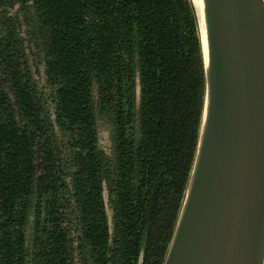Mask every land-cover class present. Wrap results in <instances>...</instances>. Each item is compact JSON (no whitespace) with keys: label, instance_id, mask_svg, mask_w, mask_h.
Segmentation results:
<instances>
[{"label":"trees","instance_id":"obj_1","mask_svg":"<svg viewBox=\"0 0 264 264\" xmlns=\"http://www.w3.org/2000/svg\"><path fill=\"white\" fill-rule=\"evenodd\" d=\"M202 97L189 0H0V264H161Z\"/></svg>","mask_w":264,"mask_h":264},{"label":"water","instance_id":"obj_2","mask_svg":"<svg viewBox=\"0 0 264 264\" xmlns=\"http://www.w3.org/2000/svg\"><path fill=\"white\" fill-rule=\"evenodd\" d=\"M189 1L203 97L192 163L161 264H264V0ZM48 109L52 118L53 106ZM105 193L103 184L104 209Z\"/></svg>","mask_w":264,"mask_h":264},{"label":"rangeland","instance_id":"obj_3","mask_svg":"<svg viewBox=\"0 0 264 264\" xmlns=\"http://www.w3.org/2000/svg\"><path fill=\"white\" fill-rule=\"evenodd\" d=\"M16 8V6H13L8 9L9 12H13V10ZM19 21V32L21 36L23 37V45L25 48V53L27 55V62L29 65V68L31 70L33 79L35 80L36 84L39 88H42V91L45 92V94L48 92L47 87L43 81V71H42V59H41V49L40 46L33 45L32 42H26V37L28 35L25 32L26 23L23 18L18 19ZM48 103H50V99H47ZM109 123L108 120L105 117H98L97 118V142H98V148L102 150L105 154L109 151ZM105 198V209L107 212L110 210V204L107 200V194H104Z\"/></svg>","mask_w":264,"mask_h":264},{"label":"flooded vegetation","instance_id":"obj_4","mask_svg":"<svg viewBox=\"0 0 264 264\" xmlns=\"http://www.w3.org/2000/svg\"><path fill=\"white\" fill-rule=\"evenodd\" d=\"M109 146H110V143H109ZM105 190H106V187H105ZM106 194H107V191H106ZM108 196V195H107ZM107 200H108V198H107ZM109 202V201H108ZM110 204V203H109Z\"/></svg>","mask_w":264,"mask_h":264}]
</instances>
